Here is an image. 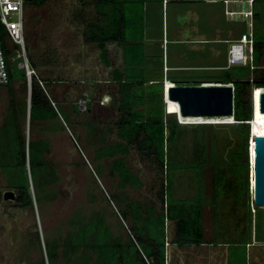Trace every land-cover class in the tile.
<instances>
[{
    "label": "trees",
    "instance_id": "1",
    "mask_svg": "<svg viewBox=\"0 0 264 264\" xmlns=\"http://www.w3.org/2000/svg\"><path fill=\"white\" fill-rule=\"evenodd\" d=\"M49 1L24 0V4L38 7ZM134 1L139 2L137 8L126 6L128 2ZM143 1L76 0L70 9V21L80 27L85 42L95 44L100 50L101 60H104L106 42L125 44L134 40L126 35V10H131L132 14L135 9L142 11ZM251 9V43L250 49L246 50L244 63L222 68L221 74L213 80L230 83L232 86V121L194 124L204 126L205 137L194 143L193 148L190 147L193 152L190 158H182L175 145L184 135L182 125L188 123L180 122L174 111H166L161 88L160 93L152 88L132 90L133 82L119 79L117 108L121 114L115 121V132L120 140L96 148L92 160L93 170L98 176L107 169V173L114 178L115 189L108 192V198L115 203L116 211L127 224L129 234L126 237L120 233L114 234L101 209H93L88 214L77 211L68 217V228L63 235H54L52 239L45 237L44 251L41 250L38 230L34 232L40 255L27 264H166V221L173 220L175 224L172 241L177 245L199 243L204 240L203 206L210 204L213 215H217L219 208L215 203L217 199L220 203L224 201L221 198L228 197V192H238L237 200L243 201L244 211L234 218L235 223L240 224L234 234L235 238L250 232L251 215L257 217L259 210H262V207L253 205L250 198L248 174L251 165L247 147L248 120L253 117L251 92L264 87V0H252ZM0 35L9 73L8 82L4 84L7 87L8 103L0 124V139H3L0 145V168L6 175L7 186L16 191L15 204L33 208L35 200L38 204L41 199L45 202L55 196L53 186L59 179L57 164L45 157L50 139L37 136L36 131L65 128L72 122L66 110L52 96L53 80L49 76L39 70L31 74L28 91L24 69L10 58L14 50L7 44V33L2 25ZM133 42L141 43L140 39ZM28 56L34 68L47 67L55 62L49 50L37 58L31 54ZM14 66L21 72L15 73ZM126 75L131 76L130 73ZM16 80L20 81L21 86L20 91L16 89L17 92L13 84ZM141 83H144L143 80ZM27 97L29 118L26 136L23 125L27 117ZM76 105L72 104L74 113L79 112ZM138 105L142 107L137 108ZM171 108L175 109L174 106ZM226 126L231 129L235 139L231 140L234 144L225 156L215 150V142L216 137H220L218 129ZM131 145L154 165L158 182L153 191L156 200L129 199L125 191L127 186L139 188L143 185L138 172H133L126 161ZM173 146L175 151L172 152L170 148ZM109 156V164L106 160L98 161ZM188 170L195 172L196 193L190 198H175L174 173ZM206 178L210 180V185ZM243 213L246 219L240 218ZM239 218L241 221L237 223ZM253 227L256 234V221Z\"/></svg>",
    "mask_w": 264,
    "mask_h": 264
},
{
    "label": "rangeland",
    "instance_id": "2",
    "mask_svg": "<svg viewBox=\"0 0 264 264\" xmlns=\"http://www.w3.org/2000/svg\"><path fill=\"white\" fill-rule=\"evenodd\" d=\"M143 2L142 11L135 9L132 14L131 10H126L128 18L126 35L128 38L146 40L144 43L148 48H145V52L148 51L147 55H150V58L159 59L160 65H162V50L165 61L168 60L169 65L208 64L206 70H171L168 74L169 79L217 78L222 69L214 68L212 65H221L226 62L225 55L229 42L236 39L238 33L247 27L244 18H229L225 13L224 4L220 1H170L164 8L159 0H145ZM74 3L76 0H50L38 7L24 4L23 8L25 45L28 55L31 54L37 58L45 50H49L55 59L53 65L35 67V72L39 70L40 73L43 72L53 80L52 89L56 98L58 88L74 83L72 79L75 74H77L76 79H79L81 75L86 76V72H89L94 59L97 58L94 45L82 40L80 27L73 24L68 18L69 9ZM138 3L137 1L128 2L126 6L132 5L134 8ZM245 7L246 4L241 2L237 4L236 8ZM150 43L153 44V48L149 47L148 44ZM244 46L246 55V43ZM137 48L140 49V47ZM14 54L15 51L12 56ZM205 54L207 60L204 58ZM13 60L17 61L16 58ZM14 70L15 73L21 72L15 66ZM100 77V80L95 84L96 86L87 85L91 89L89 92L82 90L75 97L68 96L64 100L68 105L67 108H70L72 102L76 101L77 103L79 98L85 99V108H78L80 111L76 113L73 128L66 126L62 130L43 129L41 132L36 131L38 136H46L50 139L49 151L45 153V157L55 162L59 171V179L53 186L55 190L53 198L45 202L41 199L38 202L39 205L36 204L35 200L33 208L20 207L10 199L3 200L2 192L10 187L7 186L6 175L0 168V264H27L29 261L38 258L40 248L34 238L35 230L37 229L40 234L41 250L44 251L45 237L52 239L54 235H63L68 228V217L77 211L88 214L93 209H101L105 212L107 221L114 232L129 234L127 224L121 220L114 204L108 198V192L111 191L110 187L112 186L111 178L106 172L97 176L93 170L94 164L89 160L94 148L114 138V135L109 131L111 122L117 115L114 97L110 95L113 88L103 75ZM19 82L18 80L13 82L15 84L14 91L17 88L18 91L21 90ZM213 83L217 82L213 81ZM27 84L29 87L30 82L27 81ZM157 86L158 84H153L149 88L156 89ZM107 90L108 92H106ZM7 103V87L0 85V124ZM256 103L253 101L258 115L263 116L264 112L257 109ZM167 104L168 107L166 106V108L169 111H176V108H171V104ZM176 117L178 118L177 115ZM183 118L185 120L183 122L197 121L182 125L184 135L179 139L180 142H176L175 145L180 151L181 157L186 159L193 154L191 148H193L194 143L205 137L204 126L194 124L229 121L220 117ZM27 123L26 121L23 125L26 136L28 134ZM220 129L217 131L220 137H216L215 150L226 156L234 144L231 140L235 139V136L230 128L227 129V126ZM32 132L34 133V127ZM250 136L252 137L251 133ZM196 138L197 140H195ZM2 142L3 139H0V145ZM171 150L172 152L175 151L174 146L170 148ZM198 154L199 152H197ZM129 162L133 168L140 170L144 184L140 188H128V194L139 198L150 196L153 188L158 186L152 164L141 159L133 150L129 155ZM205 180L210 185V180L208 178ZM250 186L251 182L249 189ZM196 187L194 171H177L174 173L173 195L175 197H193L196 193ZM226 195L228 197L221 198L224 201L220 203V200L217 199L215 203L219 208L216 212L215 224L219 234L217 239L220 238L221 240L225 237L233 239L232 237L240 227V224L235 223L234 218L244 211L243 201L237 200L238 192L235 191L230 194L228 192ZM250 211L252 212V208ZM244 215V213L241 214L240 218L246 219V215ZM254 221L257 223V236L264 237V207L259 210L257 217L253 215V224ZM204 225L209 236L212 230L210 209L205 210ZM172 228L173 224L169 223L170 236ZM235 239H239L238 236ZM261 240L264 242V239ZM169 245L167 264H183L186 260L183 249H178L180 250L178 253H172L170 256L169 247L172 244L169 243ZM57 264L61 263L58 262Z\"/></svg>",
    "mask_w": 264,
    "mask_h": 264
},
{
    "label": "crops",
    "instance_id": "3",
    "mask_svg": "<svg viewBox=\"0 0 264 264\" xmlns=\"http://www.w3.org/2000/svg\"><path fill=\"white\" fill-rule=\"evenodd\" d=\"M159 2H160V0H159ZM237 4H239V3L230 2L228 4V7L229 8H235V7H237ZM68 18L70 19V9H69V13H68ZM72 23L75 24L74 22H72ZM137 39L138 38H136L132 41H136ZM82 40H83V38H82ZM132 41H127V43H125V44L117 43L116 41L106 42L105 43L106 55H105L104 60H101L100 50L95 46V44L84 41L85 43L94 45V47L96 49L95 52H96L97 58L94 59L93 64H92L89 72L88 73L86 72V74H85L86 76L81 75L79 79H76L77 74H75L73 79H72V81L74 83L67 84L66 87L57 89L58 90L57 98L55 97V95L53 93V89H52L54 84H52V86H51L52 96L54 97V99H56L62 105V107L68 113L69 118L71 119V122H72L69 127H72V128L74 126L73 122L76 121L75 118L77 116V114L72 111V104H77V103H76V101H74L70 104V106H69L70 108H67L68 105H66L67 103L64 101L66 99V97H68V96L75 97L82 90H87L86 92H89L91 89H89V86H87V85L92 84L93 86H96L95 85L96 82L100 80V78H101L100 76H102V75H103L104 79L109 82L110 86H112L113 92H110V91L109 92H110V95L114 97V101L116 104L115 109H116L117 115H116V118L114 119V121L111 122V127L109 128V131L111 134L114 135V138H113V140L105 142L104 144H101V145L97 146L96 148L103 146V145H110V144H113V142L120 140V138L117 136V134L115 132V121L117 120L118 116L121 114V110H119L117 108L118 90H119V81L118 80L119 79L129 81V82L130 81L133 82L134 85L132 87V90H142L145 88L147 89L150 86H152L153 84H158V86L156 88V92L160 93V88H161L162 101L165 103L166 111H169V110L166 108L167 103H166L165 97L163 95V87L165 85V81H167V83L168 82L171 83L174 80H176L178 82H183V83H185V82H187V83H200V82L201 83H213V80H216V78H208V77L207 78L193 77L190 79H187V78L169 79L168 74H169V71H171V70H183V69H194V70H198V69L202 70L203 69V70H206L208 68V64H203V65H201V64L200 65L172 64V65H169L168 60H167V62L165 61L164 52L162 50V63H161L162 65H160V62L158 61L159 59H157V60L152 59V58H150L151 57L150 55L149 56L147 55L148 51H147V53L145 52L146 45L144 42L146 40L142 41V39H140L141 43H137V42L131 43ZM163 44H164V41H163ZM148 45H149V47L153 48V44L150 43ZM137 47H140V49L138 50ZM227 49H226V55H225L226 62L224 64H221V65H212L214 68L222 69V68H228L229 66H231V65L227 66ZM149 50H150V48H149ZM127 57H128V62H127ZM204 58L207 60L206 54L204 55ZM127 73H130L131 76L127 77V75H126ZM46 76H48V75H46ZM142 80L144 82L143 84L141 83ZM85 82H86V84H85ZM214 82H216V81H214ZM217 83H221V82H217ZM3 86H5V85H3ZM16 86H18V84H16ZM28 91H29V88H28ZM106 92H108V90ZM28 96H29V93H28ZM171 104H173V103H171ZM173 105H175V104H173ZM141 107H142L141 105L137 106V108H141ZM174 108H176V107H174ZM77 109H78V107H77ZM78 111H80V110L78 109ZM170 112H172V111H170ZM28 118H29V98L27 97V117H26L27 122H28ZM27 126H28V123H27ZM58 129L62 130V128H60V127ZM41 131H43V130H38V132H41ZM50 131H54V130H50ZM36 135H37V132H36ZM39 136H41V135H39ZM96 148H94V150H92L91 158L89 157V160L91 162H94L92 159H93V155H94ZM132 150L135 151L141 157V159L145 160L146 162H148L149 160L144 155H141V152H139L133 145H131L129 147V152L127 153L126 161L129 164V166L131 167L132 171L138 172L139 176L142 179V176L140 174V170L137 168H133L129 162V155H130V153H132ZM110 159H111V157L109 156V157H103L101 159H98V161L100 162V161L106 160L107 161L106 163L109 164ZM151 164L154 168L153 163H151ZM104 172L107 173V169L103 170L102 175ZM154 173H155V171H154ZM108 176L112 180V186L110 187V190L112 192L115 189V187H114L115 180L109 174H108ZM143 184H144V181H143ZM128 188H132V187L127 186L125 188V191L127 193H128ZM154 188H153V191H154ZM11 189H13V188H11ZM133 189H136V188L133 187ZM194 195H195V193H194ZM136 198H139V197L130 196L129 199H136ZM148 198H153L156 200V196H155L154 192H152V194L146 198H139V199L148 200ZM175 198H178V197H175ZM124 202H125V200L122 201L121 203L124 204ZM158 204H159V202H157V206H158ZM206 209L211 210L212 230H211L209 236H208L207 231H206L207 228L204 225V215H205ZM212 211H213L212 206L210 204L206 203L203 206L202 227H203L204 240L199 242V243H185L182 246L177 245L175 242L172 241L174 239V234H175V224H174L173 220H167L166 221V224H165L166 225V241H165V244H166V264L168 261V255L167 254H168V246H170L169 243L172 244V246L169 247L170 256L172 253H178L180 251L178 249H183V255L186 257V260L183 262V264H264V242H263V240H261V239H264V237H261L260 235L257 236V233L256 234L254 233L253 214L251 215V218H250V220H251L250 221V232L247 235L244 233L240 237H238L239 239H235V237H232L233 239H229L228 237H225L223 240H221L220 238L217 239L219 237V234H218V231H217L216 225H215L216 224V215H213ZM121 220H122V218H121ZM106 221H107V217H106ZM107 223H108V221H107ZM169 223L173 224L171 236H170V231L168 229ZM244 223H245V221H244ZM118 233L123 235V237L127 236V234H123L122 232H114V234H116V235Z\"/></svg>",
    "mask_w": 264,
    "mask_h": 264
},
{
    "label": "water",
    "instance_id": "4",
    "mask_svg": "<svg viewBox=\"0 0 264 264\" xmlns=\"http://www.w3.org/2000/svg\"><path fill=\"white\" fill-rule=\"evenodd\" d=\"M27 81L30 82V77H27ZM173 83L174 85L170 84L167 88L164 85L163 95L167 92L168 98L178 103L179 112L182 115L231 117L232 86L230 83H183L176 80ZM251 101L252 106L253 92H251ZM257 108L260 112H264V89L258 92ZM253 109L251 107V113H253ZM252 138L253 154L251 164L248 146V160L250 167H252L250 197L254 205L264 207V134H254ZM250 167L249 185L251 179ZM2 198L4 200H14L16 198L15 191L11 188L5 189Z\"/></svg>",
    "mask_w": 264,
    "mask_h": 264
},
{
    "label": "built area",
    "instance_id": "5",
    "mask_svg": "<svg viewBox=\"0 0 264 264\" xmlns=\"http://www.w3.org/2000/svg\"><path fill=\"white\" fill-rule=\"evenodd\" d=\"M163 7H165L170 1H220L225 6V13L229 18L240 17L244 18L246 22V29L238 33L236 39L232 40L228 44L227 49V66L232 64L244 63L245 58V46L246 49H250V30L252 24V0H160ZM230 2L246 4L245 8H229L227 4ZM24 0H0V25L4 27L7 33L8 45L13 47L15 51L14 56H10L11 59L16 58V64L18 67L24 69L27 77L31 78V74L35 73V68L32 66L29 60L27 46L25 45L24 35ZM164 41V40H163ZM0 35V85H4L8 82L9 73L7 68V56L4 51V45ZM77 107L85 108V99L79 98L77 100ZM179 121H185L178 115Z\"/></svg>",
    "mask_w": 264,
    "mask_h": 264
},
{
    "label": "bare ground",
    "instance_id": "6",
    "mask_svg": "<svg viewBox=\"0 0 264 264\" xmlns=\"http://www.w3.org/2000/svg\"><path fill=\"white\" fill-rule=\"evenodd\" d=\"M161 2V1H160ZM174 85V83H173V81L171 82V83H167V81H165V87L167 88L169 85ZM165 88V89H166ZM262 89H264V87H259V88H257V89H254V91H253V101H254V103H255V101L257 102V97H258V92L260 91V90H262ZM164 96H165V99H166V102L167 103H169V104H171V103H173V104H175V105H173V104H171L172 106L171 107H173V106H175L176 107V111H177V113H178V115L180 116V117H220V118H226V119H230V117L229 116H192V115H182L180 112H179V105H178V103L176 102V101H173V100H171V99H169L168 98V95H167V92H165L164 93ZM254 96H255V98H254ZM256 99V100H255ZM257 104V103H256ZM253 117H252V120H250V133H251V135L253 136L254 134H264V115L263 116H260V115H258V113H257V111H256V108H255V104H253ZM258 109V108H257ZM252 140H253V138L251 137V139H250V142H249V153H250V163L252 162V154H253V150H252ZM251 169H252V167H251ZM251 169H250V178H251ZM250 182H251V184H252V178L250 179Z\"/></svg>",
    "mask_w": 264,
    "mask_h": 264
},
{
    "label": "clouds",
    "instance_id": "7",
    "mask_svg": "<svg viewBox=\"0 0 264 264\" xmlns=\"http://www.w3.org/2000/svg\"><path fill=\"white\" fill-rule=\"evenodd\" d=\"M166 100V99H165ZM167 103V102H166ZM168 105V104H167ZM252 107V106H251ZM175 113H176V115L178 116V113H177V111H174ZM251 117H252V113H251ZM178 119V118H177ZM229 121H232V117H230V119H228ZM228 121V122H229ZM180 122H183V121H180ZM195 122H197V121H193V122H183V123H195ZM248 124H249V127H250V119L248 120ZM250 135V134H249ZM249 141H250V136H249ZM248 146H249V143H248ZM247 149H248V147H247ZM249 154V153H248Z\"/></svg>",
    "mask_w": 264,
    "mask_h": 264
},
{
    "label": "flooded vegetation",
    "instance_id": "8",
    "mask_svg": "<svg viewBox=\"0 0 264 264\" xmlns=\"http://www.w3.org/2000/svg\"><path fill=\"white\" fill-rule=\"evenodd\" d=\"M7 189H9V188H7ZM15 191V190H14ZM3 193V192H2ZM15 195H16V191H15ZM16 199V198H15ZM15 199L14 200H12V201H14V203H15ZM11 200V199H10ZM37 230V229H36ZM35 230V231H36ZM35 234V233H34ZM39 236H40V234H39ZM35 238V237H34Z\"/></svg>",
    "mask_w": 264,
    "mask_h": 264
}]
</instances>
